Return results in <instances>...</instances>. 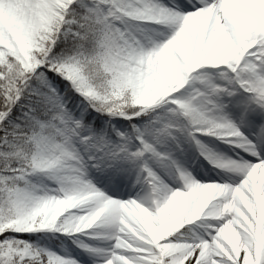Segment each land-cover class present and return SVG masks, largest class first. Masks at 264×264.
<instances>
[{
	"label": "snow or ice",
	"instance_id": "snow-or-ice-1",
	"mask_svg": "<svg viewBox=\"0 0 264 264\" xmlns=\"http://www.w3.org/2000/svg\"><path fill=\"white\" fill-rule=\"evenodd\" d=\"M0 264H264V0H0Z\"/></svg>",
	"mask_w": 264,
	"mask_h": 264
}]
</instances>
